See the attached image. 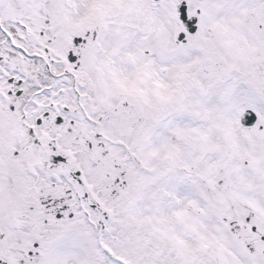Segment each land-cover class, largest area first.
<instances>
[{
    "label": "snow or ice",
    "instance_id": "obj_1",
    "mask_svg": "<svg viewBox=\"0 0 264 264\" xmlns=\"http://www.w3.org/2000/svg\"><path fill=\"white\" fill-rule=\"evenodd\" d=\"M0 264H264V0H0Z\"/></svg>",
    "mask_w": 264,
    "mask_h": 264
}]
</instances>
